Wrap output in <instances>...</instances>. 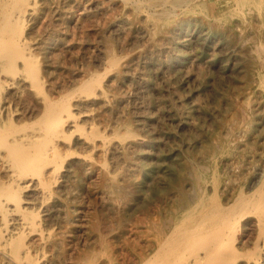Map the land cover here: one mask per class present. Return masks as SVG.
I'll use <instances>...</instances> for the list:
<instances>
[{"label":"rangeland","instance_id":"rangeland-1","mask_svg":"<svg viewBox=\"0 0 264 264\" xmlns=\"http://www.w3.org/2000/svg\"><path fill=\"white\" fill-rule=\"evenodd\" d=\"M22 3L41 87L22 58L11 74L0 66L10 134L0 141V264H145L153 232L216 208L231 215L242 263L264 264V205H240L264 183V0H189L161 18L144 0ZM89 78L97 83L85 90ZM45 98L60 107V127L39 117ZM12 155L38 168L28 161L25 173Z\"/></svg>","mask_w":264,"mask_h":264},{"label":"bare ground","instance_id":"bare-ground-1","mask_svg":"<svg viewBox=\"0 0 264 264\" xmlns=\"http://www.w3.org/2000/svg\"><path fill=\"white\" fill-rule=\"evenodd\" d=\"M131 1V0H130ZM135 1V0H134ZM189 0H144V2H146V3H148V4H150V6L151 7H153L154 9H156V10H154L155 11V13L154 14H156V15H158L160 18L162 17V16H167V15H169V14H171V11H172V9L173 8H175V7H180V6H183L185 3H187ZM23 0H0V66H3L6 70H7V72H10V74L11 73H13L14 71H15V68L17 67V64H16V62H17V59L18 58H22L23 59V61L25 62V70H26V72H27V75H29V76H31V78L33 79V84L35 83L39 88L41 87L40 86V73H41V68H40V66H38L39 65V62H38V64H36V62H34V60H35V58L33 57V55H30V56H27L26 55V53H25V48H23V47H25L24 46V39H23V35H24V30L21 28V25H22V23H24L23 22V20L25 19V13H26V11H23ZM24 2H25V0H24ZM128 2V1H127ZM192 2H194V1H192ZM21 3H22V6H21ZM27 3V2H26ZM26 3H24V4H26ZM32 3V2H31ZM31 3H30V5H31ZM137 3H138V0H137ZM136 3V4H137ZM196 3V2H195ZM135 4V3H134ZM135 4V5H136ZM140 4V3H139ZM29 5V6H30ZM141 5V4H140ZM189 5H191V3L189 4ZM137 6V5H136ZM144 7V6H143ZM138 8V7H137ZM33 13V12H32ZM31 13V14H32ZM27 14V13H26ZM25 25V24H24ZM25 31H26V29H25ZM26 43V42H25ZM29 43V42H28ZM30 46V45H29ZM29 49H31V48H29ZM110 51V50H109ZM29 52V51H28ZM36 56V55H35ZM22 59L20 60V61H22ZM37 60V59H36ZM118 60V59H117ZM115 58L114 59H111V62H112V65H117V61ZM22 61V62H23ZM38 61V60H37ZM119 62V61H118ZM109 64H110V62H108ZM111 65V64H110ZM111 65V66H112ZM2 69V68H1ZM19 69V68H18ZM111 69V68H110ZM3 70V69H2ZM20 74V73H19ZM19 76V75H18ZM21 77V76H20ZM90 77V76H89ZM26 78V77H25ZM91 78V77H90ZM90 78L86 81L85 80V82L83 81V83H82V85H81V87L83 88V89H85V90H88V89H90L91 88V85H92V83L93 82H96L97 81V79L98 78H94V79H96V81L94 80V79H91L90 80ZM9 79V78H8ZM16 79V78H15ZM44 79V78H43ZM12 80V79H11ZM14 80V79H13ZM31 80V79H30ZM99 80V79H98ZM32 81V80H31ZM44 81V80H43ZM14 83H15V81H13ZM27 82V81H26ZM14 83H12V84H14ZM31 83V82H30ZM97 83V82H96ZM26 84V83H25ZM32 84V83H31ZM97 84H100L101 85V83H100V80H99V83H97ZM96 84V85H97ZM19 85V84H18ZM45 86V85H44ZM43 86V87H44ZM94 86V85H93ZM13 87V86H12ZM95 87V86H94ZM2 88V87H1ZM33 88V87H32ZM31 88V89H32ZM35 88V87H34ZM28 89V88H27ZM30 89V90H31ZM34 90V89H33ZM37 90H39V89H37ZM2 91V90H1ZM0 91V102H1V100H2V98H3V92H1ZM16 91V90H15ZM22 91V90H21ZM93 91V90H92ZM24 92V91H23ZM33 92V91H32ZM37 93V92H36ZM42 93H43V91H42ZM14 94V93H13ZM20 94V93H19ZM30 94V93H29ZM35 94V93H34ZM26 95H28L27 93H26ZM45 95V94H44ZM20 96V95H19ZM44 97H47V96H44ZM11 98V97H10ZM20 99V98H19ZM22 99V98H21ZM46 99V98H45ZM7 100V99H6ZM7 102V101H6ZM43 102V101H42ZM29 103V102H28ZM70 102H68V104H69ZM1 104V103H0ZM36 104V103H35ZM56 105H57V103L56 102H54V101H52L51 99H46L45 100V107H44V110L43 111H41V115H39V117H47L48 118V116L51 118L50 120H49V122L47 121H45V123L48 125V123H50V125H52V121H54V123H56V124H58L60 121H55V120H59L60 118L57 116L58 115V113L60 112L59 110H60V107L58 108V107H56ZM70 105V104H69ZM69 105H68V107H69ZM16 106V105H15ZM33 106V105H32ZM61 106V105H60ZM65 106H67V103L65 104ZM10 107V106H9ZM58 108V109H57ZM63 108V107H62ZM70 108V107H69ZM72 108V107H71ZM4 109H5V107H4V104L3 105H0V116H2V114L4 113ZM9 109V108H8ZM13 109V108H12ZM27 109V108H26ZM62 110H67V109H62ZM68 110H70V109H68ZM68 110L67 111H64V112H67L68 113ZM29 111V110H28ZM6 112V111H5ZM14 112V111H13ZM72 112V111H71ZM14 113H16V112H14ZM27 113V112H26ZM29 113H31V112H29ZM69 113H70V111H69ZM69 113H68V115H66V117L67 116H69ZM12 114V113H11ZM20 114V113H19ZM55 114H56V117H58V119L55 117ZM71 114V113H70ZM23 115V114H22ZM29 115V114H28ZM31 116V115H30ZM33 116V115H32ZM64 116V115H63ZM5 117V116H4ZM12 117V116H11ZM25 118V117H24ZM31 118V117H30ZM35 119V118H34ZM37 119H35V121H36ZM48 120V119H47ZM64 120V119H63ZM19 121H20V119H19ZM23 121V120H22ZM35 121L34 122H32L31 124H35ZM38 121H39V118H38ZM3 122H5V123H7L8 121H6V119L3 121ZM62 122V121H61ZM36 123H37V121H36ZM41 123V122H40ZM44 123V124H45ZM72 123H74V122H72ZM18 124V123H17ZM17 124H15L16 126H18ZM31 124H29V125H31ZM38 125H40L39 123H37ZM43 124V125H44ZM55 124V125H56ZM60 124V123H59ZM59 124H58V126H59ZM63 124V122L61 123V125ZM68 124H70V123H68ZM54 125V126H55ZM64 125V124H63ZM62 125V126H63ZM76 125V124H75ZM75 125H73V126H75ZM79 125V124H78ZM32 126V125H31ZM54 126H52V127H54ZM4 125H3V123L2 122H0V141H5L4 139H7V137H9V133H8V135H7V133H6V131H8V129L5 131V135L3 134L4 132ZM19 127V126H18ZM52 127H50V129L52 128ZM60 127V126H59ZM9 128V127H8ZM23 128H26V127H24L23 125H22V129ZM27 128H30V127H27ZM39 128H41V126L39 127ZM38 128V129H39ZM44 128H45V126H44ZM43 128V129H44ZM48 127H46V129H47ZM65 128V127H64ZM11 129H13V127H11ZM11 129H9L10 131L9 132H11V133H13L12 131H11ZM15 129H16V127H15ZM14 129V131H16ZM22 129H21V131H22ZM33 129V128H32ZM49 129V130H50ZM53 129V128H52ZM62 129V128H61ZM60 129V130H61ZM77 129H79V127H77ZM81 129V128H80ZM20 130V129H19ZM31 130V129H30ZM41 130H42V128H41ZM43 131V130H42ZM51 131V130H50ZM50 131H48V132H50ZM45 132H47V130L45 131L44 130V138L46 137V136H49L48 134H50V133H45ZM16 132H14V134H15ZM20 133H23V132H20ZM27 133V132H26ZM25 133V134H26ZM24 134V133H23ZM39 134V133H38ZM59 134H62V133H58L57 135H59ZM90 134V133H89ZM4 135V136H3ZM6 135H7V137H6ZM27 135V134H26ZM52 135V134H51ZM54 135V134H53ZM52 135V136H53ZM67 135H68V133H67ZM69 136V135H68ZM3 137H5L4 139H3ZM42 138H43V136H41ZM60 137V136H59ZM25 138V137H24ZM27 138V137H26ZM30 138H32V137H30ZM43 138V139H44ZM47 138V137H46ZM45 138V139H46ZM50 138H52L51 136H50ZM56 138V137H55ZM61 138V137H60ZM66 138H67V136H66ZM14 139V138H13ZM40 139V138H39ZM68 139H69V137H68ZM8 140V139H7ZM50 140V139H49ZM49 140H44V142H46V143H48L49 144V142H47V141H49ZM64 140V139H63ZM62 140V141H63ZM15 141H16V139H15ZM26 141V140H25ZM28 141V140H27ZM39 141H41V140H39ZM52 141V140H51ZM65 141V140H64ZM6 142H8V141H6ZM17 142H20L19 140L17 141ZM33 143H34V141H32ZM1 143V142H0ZM12 143V142H11ZM32 143V144H33ZM58 143V142H57ZM66 143V142H65ZM2 144H4L3 142H2ZM9 144V143H8ZM23 144V143H22ZM42 144V142L41 143H39V145H41ZM45 144V143H44ZM13 145V143L9 146V149H8V151H11V153L13 152V153H15L16 152V147L15 146H12ZM34 145H36V149L37 148H39V146H38V144H35L34 143ZM56 145V144H55ZM1 146V145H0ZM4 146H6V147H8L7 145H6V143L4 144ZM3 146V147H4ZM24 146V145H23ZM28 146V145H27ZM33 146V145H32ZM32 146L30 147V149L32 148ZM42 146V148H44V145L42 144L41 145ZM5 147V149L7 150V148ZM14 147H15V149H14ZM25 147V146H24ZM45 147H47V145L45 146ZM51 147V146H50ZM42 148H40V149H38V151L37 152H35V149H34V155L37 153L38 154V152L40 153V152H42L41 150H42ZM1 149V148H0ZM14 149V150H13ZM18 149V148H17ZM20 149V148H19ZM28 150H29V148H27ZM13 150V151H12ZM24 150V149H23ZM32 150H33V148H32ZM3 151V150H2ZM7 151V152H8ZM25 151H27V150H25ZM30 151V150H29ZM8 153H10V152H8ZM11 153H10V155H11ZM30 153V152H29ZM33 153V152H32ZM31 153V154H32ZM51 153H53V152H51ZM63 153V152H62ZM20 154V153H19ZM30 154V155H31ZM54 154V153H53ZM57 154H58V152H57ZM56 154V155H57ZM5 155V154H4ZM16 155H17V153H16ZM16 155H12L13 157H11V158H13V160H15L16 161V158L18 157V156H16ZM30 155H28V159H30V161H31V159L33 158L34 159V157H31ZM33 155V156H34ZM40 155H41V153H40ZM49 155V154H48ZM3 156V155H2ZM14 156H16V158L14 157ZM29 156H30V158H29ZM35 156H37V155H35ZM51 156V155H50ZM54 156H55V154H54ZM61 156V155H60ZM65 156V155H64ZM63 156V157H64ZM38 157H40L39 155H38ZM3 158V157H2ZM1 158V159H2ZM11 158H10V160H11ZM65 158V157H64ZM18 159V158H17ZM36 159V158H35ZM45 159H47V158H45ZM62 160H60L61 162L60 163H62V162H64V159L63 158H61ZM10 160H8V162L10 161ZM52 161H53V159H51ZM59 160V159H58ZM18 162L17 163H19V165H21V166H24L25 168H24V171H25V173H26V170H27V168L30 166L29 164H28V161L27 162H25L23 159H22V157L20 158V159H18L17 160ZM30 161H29V163H30ZM36 161H38V160H36ZM35 161V162H36ZM50 161V160H49ZM48 161V162H49ZM51 161V162H52ZM55 161H57V159L55 160ZM55 161H53L54 163H55ZM34 162V163H35ZM40 162V161H39ZM31 163L33 164V161H31ZM37 163V162H36ZM41 163V165H42V162H40ZM46 163H47V161H46ZM31 164V165H32ZM3 165V164H2ZM19 165H17V167L19 166ZM35 164H33V166H31V167H29L30 169H28L29 171H31V168L34 170L35 168L37 169L38 168V166L37 167H35L34 166ZM38 165H39V163H38ZM41 165H39V166H41ZM53 165V164H52ZM1 166V165H0ZM20 166V167H21ZM48 166V165H47ZM16 167V168H17ZM35 167V168H34ZM56 167H58L57 166V162H56ZM15 167H14V169H16ZM40 168H42V166L40 167ZM21 169V168H20ZM26 169V170H25ZM35 169V170H36ZM46 169V168H45ZM13 170V169H12ZM32 170V171H33ZM38 170H40V169H38ZM16 171H17V169H16ZM20 171V170H19ZM18 171V172H19ZM48 171V170H47ZM28 172V171H27ZM34 173H37V172H35V171H33ZM56 172H57V169H56ZM6 173V172H5ZM14 173V172H13ZM21 173H23V171L21 172L20 171V174H19V176L20 175H22ZM30 173H32V172H30ZM44 173V172H43ZM263 173V172H262ZM17 174V175H18ZM24 174V173H23ZM55 174V173H54ZM14 175V174H13ZM12 175V176H13ZM27 176H28V173L26 174ZM5 176V175H4ZM54 176V175H53ZM55 176H56V174H55ZM188 176V175H187ZM30 177V176H29ZM184 177V176H183ZM186 177V176H185ZM7 178V177H6ZM13 178V177H12ZM18 178V177H17ZM20 178V180H21V178L23 179V176L22 177H19ZM27 178V177H26ZM37 178V177H36ZM55 178V177H54ZM38 179V178H37ZM41 179V178H40ZM46 179V178H45ZM56 179H57V177H56ZM13 180V179H12ZM16 180V179H15ZM14 181V180H13ZM36 181V180H35ZM40 181L41 180H39V184H40ZM57 181V180H56ZM17 182V181H16ZM31 182V181H30ZM49 182H50V180H49ZM13 183V182H12ZM42 183H44L43 181H42ZM42 183H41V185H42ZM52 181H51V185H52ZM56 183V182H55ZM54 183V184H55ZM33 184H35V183H33ZM48 184V183H47ZM12 185V184H11ZM10 185V187L12 188V186ZM16 185V184H15ZM29 185V184H28ZM32 185V184H31ZM30 186V185H29ZM53 186V185H52ZM28 187V186H27ZM39 187V186H38ZM44 187V186H43ZM29 188V187H28ZM17 189V188H16ZM42 189V188H41ZM50 189V188H49ZM36 190V189H35ZM47 190H48V188H47ZM4 193H6L9 197H16V190H11V189H9L8 187L7 188H3V190H2ZM15 193H14V192ZM41 192L43 191V189L42 190H40ZM18 192V191H17ZM43 192H45V191H43ZM47 192V191H46ZM52 192V191H51ZM38 193V192H37ZM50 193V192H49ZM254 193H255V191H254ZM22 194V193H21ZM48 194V193H47ZM52 194V193H51ZM245 194V193H244ZM249 194V193H248ZM38 195V194H37ZM20 196V195H19ZM39 196V195H38ZM51 196V195H50ZM195 197V196H194ZM51 198V197H50ZM196 198V197H195ZM239 198V197H238ZM247 199H248V197H247ZM16 200H18V199H16ZM20 200V199H19ZM42 200V199H41ZM22 201V200H21ZM191 201V200H190ZM7 202V201H6ZM9 202V201H8ZM13 202V201H12ZM11 202V203H12ZM189 202V201H188ZM197 202V201H196ZM232 202V201H231ZM230 202V203H231ZM18 203H19V201H18ZM17 203V204H18ZM194 203V202H193ZM235 203V202H234ZM244 203H245V205H247V206H249V205H252V204H254L255 205V209L257 208V207H260V205H264V183H262V185H261V187H260V189H259V191H258V194H257V196L255 197V198H251V199H248V200H246V201H241L240 202V205L241 204H243L244 205ZM14 204H16V203H14ZM33 204V203H32ZM229 204V203H228ZM237 204V203H236ZM256 204H259V206H256ZM191 205H193V204H191ZM190 205V206H191ZM218 205V204H217ZM220 205V204H219ZM222 205V204H221ZM234 205V204H233ZM4 206V205H3ZM222 206H224V205H222ZM42 207V206H41ZM246 207V206H245ZM263 207V206H262ZM17 208H19L18 207V205H17ZM21 208V207H20ZM19 208V209H20ZM187 208V207H186ZM4 209H5V207H4ZM9 209V208H8ZM16 209V208H15ZM207 209V208H206ZM222 209V208H221ZM248 209V208H247ZM263 209V208H262ZM20 210H22V208L20 209ZM25 210V209H24ZM32 211V210H31ZM47 211V210H46ZM251 211V210H250ZM9 212V211H8ZM12 212H15V211H12ZM27 212H29V211H27ZM247 212V211H246ZM253 213H254V211H252ZM255 212H257V211H255ZM39 213V212H38ZM221 213V214H220ZM248 213V212H247ZM205 214V213H204ZM223 213H222V211L219 209V208H216V212H215V214H213L212 216H208V217H206V219H204V220H202L198 225L196 224V225H193V226H189V227H186V228H184V229H181V230H179V231H177V232H173V233H171V234H164V233H159V231H155V232H153L154 234H152L153 236V238H151L152 239V247H151V249H152V253H151V255H148V258L146 259L147 261L145 262V264H243L242 263V258L243 257H245L244 256V253H243V251H241L240 249H238V247H235L234 245V241H236V238H235V235H234V228L236 227V226H234L233 228L231 227V223L229 222V218H230V216L231 215H229V214H225V215H222ZM249 214H250V212H249ZM6 215V214H5ZM8 215V214H7ZM15 215V214H14ZM40 215V214H39ZM188 215V214H187ZM217 215H221V217L222 218H220V220H218L217 219V221H216V219H214V216H217ZM255 215V214H254ZM20 216V215H19ZM28 215H26V217H27ZM180 216V215H179ZM202 216V215H201ZM251 216V215H250ZM248 217H249V215H248ZM33 218V217H32ZM36 218V217H35ZM202 218V217H201ZM236 218V217H235ZM245 218V217H244ZM257 218V217H256ZM3 219V218H2ZM27 219V218H26ZM4 220V219H3ZM6 220V219H5ZM4 220V221H5ZM22 220H23V217H22ZM34 220V219H33ZM36 220V219H35ZM34 220V221H35ZM38 220H40V219H38ZM45 220V219H44ZM187 220H188V218H187ZM200 220V219H199ZM169 221V220H168ZM172 222H173V220H171ZM180 221V220H179ZM24 222V221H23ZM28 222V221H27ZM31 222V221H30ZM163 222V221H162ZM175 222V221H174ZM173 222V223H174ZM8 223V222H7ZM7 223H5V224H7ZM10 223V222H9ZM179 223V222H178ZM34 224H35V222H34ZM38 224V223H37ZM163 224V223H162ZM233 224V223H232ZM247 224H248V222H247ZM36 225V224H35ZM42 225V224H41ZM240 225V224H239ZM255 225H257V224H255ZM37 227L39 226V225H36ZM171 226V225H170ZM173 226V225H172ZM178 226H180L181 227V225H178ZM177 226V227H178ZM4 227H8L7 225H5ZM28 227V226H27ZM176 227V228H177ZM253 227V226H252ZM24 228H25V225H24ZM41 228V227H40ZM165 228H166V226H165ZM164 228V229H165ZM225 228H230V230L231 231H229V233L228 232H225L224 231V229ZM239 228H240V226H239ZM1 229V228H0ZM162 229V228H161ZM169 229V228H168ZM177 229H179V227L177 228ZM249 229V228H248ZM12 230V229H11ZM149 230H151V229H149ZM245 230V229H244ZM243 230V231H244ZM252 230V229H251ZM262 230H264V228L262 229ZM16 231V230H15ZM172 231V230H171ZM170 231V232H171ZM176 231V230H175ZM241 231V230H240ZM18 232V231H17ZM21 232V231H20ZM26 232V231H25ZM245 232V231H244ZM7 233V232H6ZM22 233H24L23 232V230H22ZM41 233V232H40ZM45 233V232H44ZM167 233V232H166ZM240 233V232H239ZM250 233V232H249ZM3 234H5V233H3ZM31 234V233H30ZM33 234V233H32ZM20 235H22L21 233H20ZM1 237V236H0ZM33 237H34V235H33ZM248 237V236H247ZM247 237H245V238H247ZM13 238V237H12ZM24 238V237H23ZM28 238V237H27ZM39 238V237H38ZM52 238V237H51ZM42 239V238H41ZM47 239V238H46ZM49 239V238H48ZM243 239V238H242ZM29 240V239H28ZM43 240V239H42ZM45 240V239H44ZM50 240V239H49ZM250 240V239H249ZM248 240V241H249ZM24 241V240H23ZM35 241H36V239H35ZM38 241H39V239H38ZM41 242V241H40ZM51 242V241H50ZM150 242V241H149ZM15 244H17V242H14ZM39 243V242H38ZM37 243V244H38ZM57 243V242H56ZM242 243V242H241ZM6 244V243H5ZM25 244V243H24ZM41 244V243H40ZM251 244V243H250ZM264 244V243H263ZM7 245V244H6ZM151 245V244H150ZM38 246V245H37ZM46 246V245H45ZM49 246V245H48ZM239 246V245H238ZM5 247V246H4ZM257 247V246H256ZM1 248V247H0ZM3 248V247H2ZM243 248V247H242ZM255 248V247H254ZM259 247H257V249H258ZM19 249V248H18ZM28 249V248H27ZM150 249V250H151ZM149 250V249H148ZM255 250H256V248H255ZM10 251V250H9ZM18 251V250H17ZM29 251V250H28ZM31 251V250H30ZM263 251V250H262ZM22 252V251H21ZM254 252V251H253ZM11 254V253H10ZM12 255V254H11ZM15 255V254H14ZM31 256V255H30ZM29 256V257H30ZM251 256V255H250ZM96 257V256H95ZM139 257V256H138ZM18 258V257H17ZM133 258V257H132ZM141 258V257H140ZM253 258H254V256H253ZM256 258V257H255ZM96 259V258H95ZM17 260V259H16ZM41 260V259H40ZM91 260H92V258H91ZM125 260V259H124ZM5 261V260H4ZM19 261V260H18ZM37 261V260H36ZM127 261V260H126ZM129 261V260H128ZM144 261V260H143ZM255 261H257V260H255ZM261 261V260H260ZM95 262V261H94ZM97 262V261H96ZM121 262V261H120ZM38 263V262H37ZM260 263V262H259ZM142 264H144V263H142ZM252 264V263H251ZM262 264V263H261Z\"/></svg>","mask_w":264,"mask_h":264}]
</instances>
